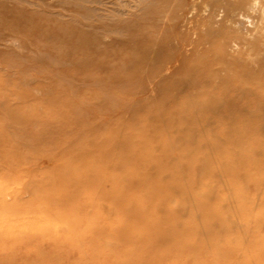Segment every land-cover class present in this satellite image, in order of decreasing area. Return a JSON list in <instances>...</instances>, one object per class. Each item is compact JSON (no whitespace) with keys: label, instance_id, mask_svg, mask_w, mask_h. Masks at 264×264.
I'll use <instances>...</instances> for the list:
<instances>
[{"label":"rangeland","instance_id":"1","mask_svg":"<svg viewBox=\"0 0 264 264\" xmlns=\"http://www.w3.org/2000/svg\"><path fill=\"white\" fill-rule=\"evenodd\" d=\"M246 1L210 19L213 0H0V211L78 206L145 264H264V0ZM21 221L29 247L2 223L0 264L119 258Z\"/></svg>","mask_w":264,"mask_h":264},{"label":"bare ground","instance_id":"2","mask_svg":"<svg viewBox=\"0 0 264 264\" xmlns=\"http://www.w3.org/2000/svg\"><path fill=\"white\" fill-rule=\"evenodd\" d=\"M213 2H215V3L212 5V7L210 9L211 10L210 14H209L210 19L214 15L217 14L216 9L221 7L223 4L225 5L223 7H225L226 14L231 15V16L236 11H238L240 9H244L245 6L247 5L246 0H213ZM250 2H252V4H253V1H250ZM205 4H206V1H205ZM249 8H251V3H250ZM261 8L263 9L264 5H262ZM221 13H223V11H221ZM240 16H242V15L240 14L239 17ZM244 16H247V15H244ZM7 166L10 167V165H8V164H7ZM31 179H29V180H31ZM33 179H34V177H33ZM37 180H39V178ZM33 181H36V180H33ZM28 183H29V186H31L30 183H33V182L28 181ZM21 186H22L21 188L23 189V185H21ZM9 194L10 193H8V195ZM11 194H10V196H11ZM77 209H78V206H75V207L71 206V209H68L66 211L61 210L58 207H54V206H45V207H42V209L41 208L39 209L38 206H35V207H32V209H30V210L25 209V208H21L22 213L20 215L14 216V217H12L10 215V214H14V213L9 214V213H7V210L6 211H0V226H3V225L6 226V227H2L3 229L1 231V234L7 240H9L8 244L18 245V247H20L21 249L28 248L29 246H27V244L25 245V244H20L19 242H15L14 241L15 237L11 233L10 224H12V221L15 220V218H20L22 220L21 223L23 224L22 229L24 231H26V233H28L29 237H34V238H36L35 240H37L38 238L43 239L46 236L49 237L50 243L52 245V249L58 248L61 250L63 247H65L64 245H66V249L69 251H73V250L74 251H80L81 250L80 246L75 244L74 242L78 236H83L85 238L87 237L86 240L94 241L91 248L90 247L88 248V246H84V248H83L84 250H87L89 253L90 252L91 253L99 252L101 254L102 253L114 254L116 252L115 254H118L119 258L116 259L115 261L112 260L111 264H114V263L115 264L116 263L117 264H145V263H142L140 261V255L142 254L143 250L145 249V247L142 245L133 244V243H126V244H122L121 247L118 248V250H116L115 249L116 246L111 244L110 241H109L110 242L109 244H104L105 245L104 246L101 244L102 242H98L96 239L93 240L94 236H93V233L92 234L90 233V229L92 227L94 228L95 226H97V223H98L97 220H98V217H100V216H98V214H96V216H94L92 214L88 218L85 217L84 218L85 223L82 224V220H81L82 216L78 212L75 211ZM2 223H3V225H2ZM103 226L112 230L114 227H116V224H114V222H111L110 220L107 219V220H105V222L103 221ZM118 243H119V241H118ZM35 244L38 247V244L37 243H35ZM170 264H176V262H171ZM190 264H193V263H190Z\"/></svg>","mask_w":264,"mask_h":264}]
</instances>
